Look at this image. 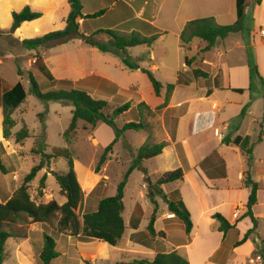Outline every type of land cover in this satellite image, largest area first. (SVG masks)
Listing matches in <instances>:
<instances>
[{
    "label": "crops",
    "instance_id": "0c3cea01",
    "mask_svg": "<svg viewBox=\"0 0 264 264\" xmlns=\"http://www.w3.org/2000/svg\"><path fill=\"white\" fill-rule=\"evenodd\" d=\"M14 1L6 0L7 24L11 23V12H19L27 4L43 13L41 19L23 24L15 32L14 37L31 39L36 34L44 35L51 30L54 32V28L59 26L63 28L62 20L68 12V5L65 0H21V2L17 3H14ZM79 1L82 5V15L84 17L103 11V14L96 18L78 20L80 34L90 36V34L92 35L100 30H109L119 34L135 33L143 38L158 35L160 37H158L157 41L166 34H172L176 39L177 45L182 49L184 48L179 37L188 22L213 18L218 25L225 26L231 25L236 21L237 0H163L161 4H169V8L171 7V11L167 13L166 19L164 17V21L157 15H154L153 19L152 17L148 19L145 15L146 9L140 6L139 10L134 13L135 23L126 31L122 28L128 20L125 19L124 14L131 11L132 7L123 0H110L112 2L110 7L104 9L95 8L89 11L86 10V7L90 5L89 0ZM118 3L121 4L119 8H117ZM248 7L252 8V11L249 20L246 19L245 14V22L247 24V22L249 23L252 20V25L250 29L248 27L249 32H244L240 36L245 34L253 37L259 35L260 31H264V0H260L259 5L249 4ZM84 28L85 31L83 30ZM256 28L258 29L257 31ZM157 32H160V34H157ZM225 40L218 41L216 44ZM260 40L261 42L258 45L264 47L261 37ZM194 42L195 40L192 45ZM239 44L237 46H240ZM192 45L189 50H184L190 52L195 49L196 52H199L204 47L202 42L195 45L194 48H192ZM147 50L149 61L152 63L155 61L153 52L150 48H147ZM210 51L205 54L203 61L199 64L205 68L206 71L202 72L208 75L206 78L193 77L192 70L196 68L192 63H190L189 67L184 63V69L188 76L184 81L179 80L174 85L168 104L161 110L159 115V123L156 125L157 129L152 130L150 134L145 132L138 147L140 148L144 144H165L162 154L151 160L155 163L156 172L159 174L158 177L153 178L152 182L166 172L183 168V164L177 155L176 145L181 147L187 167L186 169L184 168L183 180L162 186L161 189L168 198L175 197L176 194V197L182 200L188 211L192 225L188 243L185 244L179 238L170 234H167L163 239L155 238L150 248L132 242L130 239L131 235L145 231L148 223H144V219L146 218V222H148L155 208L153 205L154 208L151 212L147 201L142 200L141 194L138 193V197L129 206L128 219L123 218L126 226L124 235L127 233V236L124 249L121 252L126 255L125 258L127 260L118 264H131L134 260L142 259L152 261L157 254H168L171 252H177L189 264H262L264 261V78L257 82L259 83L258 87L253 90L252 76L250 75V66L247 59L237 66L229 67L228 61L226 63L223 62V57L229 51L224 53L220 49L212 53ZM209 53L211 56L208 55ZM191 58L188 59L190 60ZM256 64L258 67V61ZM144 65L146 66L147 64L144 63ZM142 67L144 68V66ZM148 70L153 71V73L158 72V66L150 65ZM190 74L193 78H191ZM89 77L93 80L92 84L93 82L100 83L98 87L102 92L100 93L98 89H94L93 85H91L90 89H87L89 88L87 86L86 91L91 96L95 94L105 95L106 93L119 95L121 90H129L116 83V88L113 90L114 88L109 87V84L105 83L106 78L101 75L92 74L87 78ZM84 78H80V81L88 80ZM107 82L114 83L110 80ZM101 85L113 92H104L105 88L102 90ZM161 85L160 96L157 97L158 100L153 105L154 107L148 106L144 98L137 93L139 103L143 102L151 111L160 107L164 102L166 93V86ZM239 90L242 93H237ZM129 101L131 102L132 99L128 98L126 102ZM137 104L135 103L132 107ZM243 109L244 114L241 115ZM2 120L3 106L0 107V140ZM147 128L146 126L140 132L145 131ZM219 136H222V139ZM235 139L240 140L238 145L232 143ZM149 140L150 142H148ZM224 141L230 143L225 144ZM248 151L250 152L249 154L247 153ZM74 167L77 172L75 164ZM141 171L146 177L145 180L149 179V172L143 168H141ZM246 175L257 185L259 190L256 194V204L252 208L256 229L253 234L243 241L245 234L253 227L251 219L246 216V205L250 196V188L244 184ZM3 176L2 178L0 177V204L9 200L19 186L14 183L11 184L7 178L8 175ZM43 176H45L46 189L41 198L43 200L42 203L46 204L52 200L56 201V196H60L59 188L58 191H55L46 184L48 177L52 176V171L43 172L41 178ZM105 178L108 177L102 175L96 184L102 179L105 180ZM96 184L93 185L90 191L95 188ZM10 186H12V189ZM96 196L97 201L95 203L93 201V208L90 212L95 211L100 200L113 196V190L111 189L109 194L105 195L103 191H100ZM58 204L62 205L64 203ZM122 205L124 211V197ZM137 205L140 206L142 211V218L137 230H132L129 222ZM236 211L238 214L234 217ZM215 215L222 217L231 228L224 233L221 232L219 230L220 223L214 218ZM43 225L45 224L30 223L24 238L15 237L8 239L5 244L6 257L3 264L8 258L7 246L9 244L14 250L11 255L12 261L21 263V257L27 260L25 256L18 254L20 249L26 253L29 260L33 259L30 256V252L34 250V247L31 246V239L35 234L43 239ZM169 226L179 227L180 222L168 212L166 204L164 208H159L158 206V210L156 211L155 209V222L153 224L155 233L157 234ZM46 235L52 236V234ZM58 237H67V239H72V241L78 240L64 234H58ZM54 241L59 257L53 261V264H58L64 254H61L58 250L59 239H54ZM92 242L97 243V246L106 244L97 240L89 242L77 241V243ZM41 249L42 247L40 251L36 249L38 257ZM99 255L100 252L91 255L88 261L84 257H80L78 264H85V261L88 264H95ZM129 255L135 258H130Z\"/></svg>",
    "mask_w": 264,
    "mask_h": 264
},
{
    "label": "rangeland",
    "instance_id": "374dc122",
    "mask_svg": "<svg viewBox=\"0 0 264 264\" xmlns=\"http://www.w3.org/2000/svg\"><path fill=\"white\" fill-rule=\"evenodd\" d=\"M123 1L132 7L131 11L124 14V17H126L125 19H128L126 21L127 23L122 27L125 30L132 27L135 23L134 13L139 10L140 6H143L146 9L145 15L148 19H151V17L153 19V16L157 15V17H160V19L164 21V17L166 19L167 13L171 11L169 4H161L163 0ZM17 2H21V0L14 1V3ZM111 3L110 0H89L90 5L86 7V10L108 8ZM120 5L121 4L118 3L117 8H119ZM251 11L252 8L247 6L245 14L246 19L248 20ZM7 18L6 0H0V107L2 106V85L4 83L8 86H13L20 81L28 95L26 100L12 114L15 126L11 129L10 139L8 141L4 140L1 132L0 144L2 145L3 152H0V154L5 166L8 169L13 170V172L8 174L7 178L11 184L14 183L20 185L31 168L39 164L41 155L35 153L39 150V145L41 144L39 139L41 135V127L37 115L44 112L46 108V117L44 120L46 138L42 141L43 150L45 154H50L51 149L54 147L69 148L82 186L83 200L81 214L90 212L93 208V201L94 203L97 201L96 195L100 191H103L105 195L109 194L112 189L113 195L115 194L114 191L116 190L117 184L122 180L123 175L132 163L133 157L135 156V150L138 149L139 144L141 143L142 135L145 132L150 134L152 133V130L157 129L156 125L159 123V115L161 114L162 109L155 116L149 115L146 109H141L140 112L142 117L140 119L138 117V112L133 109L125 117L122 116L116 119L115 125L119 128L129 121L137 122L138 120L145 123L148 128L143 132H125L122 138L113 147L112 154L109 156L108 161L99 171H96L97 163L103 153L105 145L109 144L114 138L113 131L101 123L95 127H91L79 122L71 144H66L62 135L71 122L72 107L70 105H62L55 102L48 103L46 107L43 106L29 93V88L31 86L28 81L27 73L30 72L32 74L41 93H47L50 91H69L71 89L87 92L86 87L88 86L89 88L87 89H90L91 85H93L94 89H98V91L102 93L98 87L100 83L93 82L92 84L93 80L91 77L87 78L92 74L101 75L106 78L105 83H108L109 87L114 88L113 90H115L116 84L125 89H129L131 91L130 96H125L127 94L120 92L119 95L113 93H106L105 95L97 94L99 96L96 94V96L93 95L94 98L109 103V113H111L116 107L126 103L128 98L132 99V106L135 105V103L137 104L139 102L137 93L144 98L146 104L150 107H154L153 105H155L158 99L154 95L151 84L144 74L125 69L118 57L112 54L101 53L96 48H92L80 40H73L63 45L40 48L37 51L41 56V61L36 63L33 59L34 52H27L22 49L20 40L24 39L14 37L15 33L8 34V25L10 24H7ZM251 22L252 20H250L249 23L247 22L249 29L251 28ZM60 28L62 27L59 26L54 29L57 31ZM83 30L85 31V28ZM257 30L258 29L256 28V31ZM49 32L53 31L51 30ZM245 32H249V30ZM157 34H160V32H157ZM34 36L40 37L41 35L36 34ZM258 36L259 35L250 37L249 35L244 34L239 37H229L225 41L216 44V46L210 51V53L215 52L217 49H220L223 53L229 51L223 57V62L226 63V61H228L229 67L237 66L247 59L250 70L252 71L251 81L253 90L257 89L259 84L257 82H260L264 78V47L258 45L261 42L260 36ZM98 39L104 40V36H99ZM198 43L200 44L201 41L195 40L192 48H194L195 45H198ZM238 44L240 46H237ZM150 50L153 52L155 58V61L152 63L149 61L148 50L145 46L128 49L126 50V55L133 62H139L141 66H144L146 69H148L150 65H157L158 72H154V77L164 86L167 84L175 85L179 80L184 81L188 76L184 69V58H196L195 60L191 58V63L194 67L201 71H206L204 67L199 65L203 61L205 54H200L199 52H196L195 49H192L190 52L185 51L177 45L176 39L172 34H166L162 39L156 41ZM210 53L208 54L209 56H211ZM194 55L196 56L193 57ZM257 61L259 65L258 67L256 64ZM41 63H43L52 75L54 79L53 82L48 81L39 71ZM144 63L147 65L145 66ZM18 67L23 72L21 78L17 75ZM82 77H85L84 79L87 78L88 80L80 81V78ZM191 78L193 77L191 76ZM109 80L114 83L107 82ZM101 88L102 90L105 88L103 90L104 92H113L112 90L109 91L107 87L103 85H101ZM24 127L27 129L29 136L28 139L23 142H16V134ZM148 142H150V140ZM154 164L153 161H147L143 162L140 167V169L143 168L149 172V179L151 181L159 175L156 172L157 170ZM140 169H137L130 174L124 189L125 196L123 195V197L125 210L123 211V218L126 220L128 219L129 206H131L135 198L138 197V193L141 194L140 196L142 200L147 201L151 212L154 208L153 204L147 198L149 193L147 189V181L145 180L146 177L143 175V171ZM45 171L65 174L68 171L67 161L63 158L47 161L45 168L41 170L31 182L29 194L33 200L37 201V203L39 202L36 195L38 183ZM102 175H106L108 178H105V180L102 179L96 184L99 178L101 179ZM0 177L2 178L4 176L0 173ZM46 184L50 189L58 191V186L53 176L48 177ZM94 184H96L95 188L90 191ZM10 188L12 189V186H10ZM154 199L157 204L156 211L158 210V206L159 208H164L165 203L159 197H155ZM56 201L62 204L65 202V199L62 196H56ZM40 202H43V200L41 199ZM56 219L57 218L53 219L50 223L43 225L42 228L44 234H52L53 239H59L57 247L60 253L64 255L60 258L58 264H78L80 257H84V259L88 261L91 255H95L98 252H100V255L95 264H118L127 260L125 258L126 255L121 252V250L124 249L127 233L116 248L107 244H104V246H97V243L93 242L77 243L79 240L72 241V239H67V237H58V234L52 230L56 225ZM144 221V223H148L146 222V218ZM29 225L30 221L26 220L25 222H20L18 225L9 226L7 229L10 233L18 236L17 238L20 239L26 236L27 227ZM64 235L68 236L67 234ZM31 242V246L34 247V250L30 252V256L33 259L29 260L26 253L20 249L18 254L25 256L27 260L21 257V263L12 261L11 255L14 253V250L9 244L7 246L8 258L6 259L5 264H41L36 249L40 251V248L43 245V239L41 236L35 234L31 239ZM130 258L135 257L130 256ZM27 261H29V263H27Z\"/></svg>",
    "mask_w": 264,
    "mask_h": 264
},
{
    "label": "trees",
    "instance_id": "16d2710c",
    "mask_svg": "<svg viewBox=\"0 0 264 264\" xmlns=\"http://www.w3.org/2000/svg\"><path fill=\"white\" fill-rule=\"evenodd\" d=\"M68 5V12L63 18V28L58 31L49 32L40 37L31 39L20 40L22 49L27 52H34L33 59L36 63L41 61V56L38 54L40 48H48L58 45L66 44L73 40H80L86 45L96 48L104 54H112L118 57L122 66L129 71H140L144 74L152 87L153 93L156 97L160 96L162 85L158 82L154 73L151 70L143 68L139 62H133L127 55L126 50L139 46L151 48L157 41L158 35L149 38H143L138 34H119L114 31L100 30L90 36H85L79 33L78 20L85 18H96L103 14L100 11L92 16L84 17L82 15V5L79 0H65ZM259 5L260 0H237L236 2V21L231 25L221 26L218 25L213 18H204L188 22L180 34L181 45L185 50H189L194 40H199L204 43V47L199 50L200 54L209 52L218 41L225 40L228 37L240 36L248 30L245 22V9L248 5ZM43 17L41 11L33 9L29 4L21 8L19 12H11V23L8 28V34H14L23 24L39 20ZM99 36H104V40L98 39ZM195 60L196 58H192ZM185 58L184 63L190 66L191 60ZM39 71L50 82L54 79L49 73L43 63L39 66ZM23 72L17 68V75L22 77ZM192 75L195 78H206L208 75L199 69H193ZM250 75L252 71L250 70ZM28 81L30 83L29 93L35 97L43 106L50 102L59 103L62 105H70L72 107L71 122L63 133L62 137L66 144H71L74 138L78 123L82 122L91 127L97 126L99 123L109 127L113 131V140L104 148L103 153L97 163L96 171L108 161L109 156L112 154L113 147L122 138L125 132L134 131L140 132L145 129V124L138 120L137 122L129 121L121 128L115 125V120L130 113L133 109L138 112L139 119L142 117L140 110L146 109L151 116H155L161 109L165 108L168 104L169 97L171 96L174 84L166 85V93L163 104L151 111L143 102L132 107V103L126 102L123 105L116 107L109 113V103L94 98L89 93L81 90L71 89L69 91H50L41 93L30 72L27 73ZM130 90H121L120 93L130 96ZM242 93V91H237ZM27 92L22 83L17 82L14 86L2 85V106H3V120H2V137L8 141L11 137V129L15 126L12 114L14 111L26 100ZM264 98V96H263ZM244 114V109L242 114ZM46 117V108L44 112L37 115L40 121L41 135L39 150L35 153L41 155L38 165L31 168L29 173L23 178L21 184L17 187L12 197L4 203L0 204V264L5 261V244L10 238L18 237L8 231V227L18 225L20 222L29 220L31 224H48L53 219H56V225L53 231L58 234H67L68 236L78 239L81 242H89L92 240L102 241L111 247H117L121 241L126 226L123 221V205L122 199L124 189L130 174L140 169L143 162L151 161L159 157L163 149L164 143L159 144H144L136 150L132 163L123 175L122 180L117 184L115 194L111 197H105L97 204L95 211L81 214V205L83 200V192L81 182L74 167V161L71 156L69 148L51 149L50 154H45L43 150L42 141L46 138L44 120ZM27 129L22 128L15 136L16 142H23L28 139ZM239 139H235L232 143L239 144ZM225 144L230 142L224 141ZM177 155L183 164V168L166 172L158 179L152 182L147 181L148 196L147 198L154 205V212L150 216L148 225L143 232L131 235V241L143 247L150 248L155 238H165L167 234L179 238L183 243H188V236L191 231L192 225L190 216L186 210L182 200L179 197L168 198L162 191L161 187L170 185L178 181H182L185 173L186 163L184 154L179 145H176ZM0 152H3L2 145L0 144ZM250 153L249 151L247 152ZM63 158L67 161L68 171L65 174H58L52 172V176L59 188V195L65 199L64 204L59 205L56 201L52 200L46 204L40 202L43 197V192L46 189L45 176H43L38 183L37 199L39 202L33 200L29 194L30 184L35 179L37 174L43 170L47 161L51 159ZM185 168V169H184ZM141 170V169H140ZM13 170L8 169L0 154V173L8 175ZM245 186L250 188V196L246 205V216L249 217L253 223L250 229L244 236L243 241L246 240L256 229V221L252 215V208L256 204V194L259 190L257 185L254 184L248 175H246ZM155 197H159L167 206V210L179 222L180 226L165 227L159 233H155L153 224L155 222ZM142 218V211L139 206L135 207L133 215L130 218L129 226L132 230H137L140 220ZM214 218L220 223L219 230L225 232L230 229L226 221L219 215ZM59 257L56 250V243L52 236L43 235V245L39 254V261L41 264H53ZM85 264L88 262L85 261ZM131 264H189L186 259L180 256L177 252L168 254H157L152 261L142 259L134 260ZM264 264V261L262 262Z\"/></svg>",
    "mask_w": 264,
    "mask_h": 264
},
{
    "label": "built area",
    "instance_id": "2783aa9c",
    "mask_svg": "<svg viewBox=\"0 0 264 264\" xmlns=\"http://www.w3.org/2000/svg\"><path fill=\"white\" fill-rule=\"evenodd\" d=\"M259 36L263 39V43H264V31H260V32H259ZM219 138L222 139V136H219ZM237 214H238V212L236 211V212L234 213V217H236Z\"/></svg>",
    "mask_w": 264,
    "mask_h": 264
},
{
    "label": "water",
    "instance_id": "95a60500",
    "mask_svg": "<svg viewBox=\"0 0 264 264\" xmlns=\"http://www.w3.org/2000/svg\"><path fill=\"white\" fill-rule=\"evenodd\" d=\"M251 25H252V23H251Z\"/></svg>",
    "mask_w": 264,
    "mask_h": 264
}]
</instances>
